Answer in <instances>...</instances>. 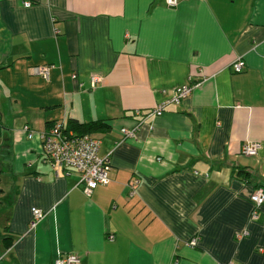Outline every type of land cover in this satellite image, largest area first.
<instances>
[{
    "label": "crops",
    "instance_id": "0c3cea01",
    "mask_svg": "<svg viewBox=\"0 0 264 264\" xmlns=\"http://www.w3.org/2000/svg\"><path fill=\"white\" fill-rule=\"evenodd\" d=\"M188 78L187 97L117 143ZM67 119L109 125L92 135L108 182L88 196L41 149ZM0 189V264H264V203L250 219L248 199L264 193V0H0Z\"/></svg>",
    "mask_w": 264,
    "mask_h": 264
},
{
    "label": "built area",
    "instance_id": "2783aa9c",
    "mask_svg": "<svg viewBox=\"0 0 264 264\" xmlns=\"http://www.w3.org/2000/svg\"><path fill=\"white\" fill-rule=\"evenodd\" d=\"M166 6L173 7L177 0H164ZM24 6H29V2H24ZM244 65L241 58H236L232 64V70L239 72ZM51 65H38L29 67L30 73L37 75L45 80L48 79ZM71 79H75L74 73L70 75ZM101 81L99 75H90L88 77L89 89H93L96 84ZM188 82L175 87L169 91L161 90L163 99L155 104L153 108L147 112L135 111V116L139 119L134 122L131 127L120 128V138L117 143L126 138H134L136 131L142 125L145 118L149 116H158L164 112L165 107L169 104H178L180 100L187 97L194 85L199 81L193 82L190 78ZM81 86V83H78ZM22 131L27 139H31L34 133L27 125L22 126ZM41 149L46 162L49 164L54 174L59 171L67 172L73 170L78 174V184L82 187V192L88 196L91 191L98 185H105L108 182L109 163L107 156H99L97 153L99 140L92 135L76 134L71 130L65 129L63 121H57L51 124L44 132L39 134ZM260 147L258 142H246L240 146L239 153L243 156L251 157L257 154ZM136 180L129 181L126 184L129 194L133 193ZM251 203L250 219L256 218L257 210L264 203V193L261 189H256L249 194ZM30 213L32 220L30 226H34L36 221L42 218L43 213L37 208H31ZM245 234L244 231L236 233L235 237L240 238ZM107 240H112L113 235L106 234ZM196 236L187 241L188 246L196 245ZM52 264H81L79 257L74 253L59 254L55 257Z\"/></svg>",
    "mask_w": 264,
    "mask_h": 264
},
{
    "label": "trees",
    "instance_id": "16d2710c",
    "mask_svg": "<svg viewBox=\"0 0 264 264\" xmlns=\"http://www.w3.org/2000/svg\"><path fill=\"white\" fill-rule=\"evenodd\" d=\"M63 123H64L65 129L71 130L74 133L79 134V135H82V134L93 135L95 133H105L109 131V125L103 120H91L88 122H79L75 119H67ZM0 193H1V189H0Z\"/></svg>",
    "mask_w": 264,
    "mask_h": 264
},
{
    "label": "rangeland",
    "instance_id": "374dc122",
    "mask_svg": "<svg viewBox=\"0 0 264 264\" xmlns=\"http://www.w3.org/2000/svg\"><path fill=\"white\" fill-rule=\"evenodd\" d=\"M0 202H1V199H0ZM0 224H1V220H0ZM0 226H1V225H0ZM0 228H1V227H0ZM1 231H2V230H1ZM1 231H0V232H1Z\"/></svg>",
    "mask_w": 264,
    "mask_h": 264
}]
</instances>
